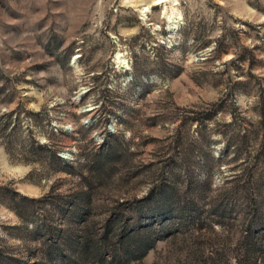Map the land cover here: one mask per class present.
I'll list each match as a JSON object with an SVG mask.
<instances>
[{
	"label": "rangeland",
	"instance_id": "374dc122",
	"mask_svg": "<svg viewBox=\"0 0 264 264\" xmlns=\"http://www.w3.org/2000/svg\"><path fill=\"white\" fill-rule=\"evenodd\" d=\"M174 6L0 0V264H264V0Z\"/></svg>",
	"mask_w": 264,
	"mask_h": 264
},
{
	"label": "bare ground",
	"instance_id": "6f19581e",
	"mask_svg": "<svg viewBox=\"0 0 264 264\" xmlns=\"http://www.w3.org/2000/svg\"><path fill=\"white\" fill-rule=\"evenodd\" d=\"M153 2L156 5L157 4H163L162 14L165 15L167 20H168L169 33L173 34L174 31L176 30L179 22L182 19V14H181L180 10L174 6V5L178 4V0H153ZM167 2H170L169 7L165 6ZM148 9H149V4L142 7V9H140V11L144 15ZM115 63L122 68H125V69L128 68L127 60L124 59L120 53L116 54Z\"/></svg>",
	"mask_w": 264,
	"mask_h": 264
}]
</instances>
